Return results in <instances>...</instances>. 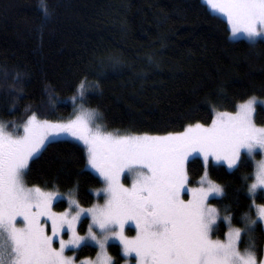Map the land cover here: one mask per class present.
<instances>
[{"label": "trees", "instance_id": "obj_1", "mask_svg": "<svg viewBox=\"0 0 264 264\" xmlns=\"http://www.w3.org/2000/svg\"><path fill=\"white\" fill-rule=\"evenodd\" d=\"M45 2L47 15L41 0H0V121L11 127L33 113L51 120L68 117L81 102L97 110L107 130L160 135L197 121L209 124L216 111H235L251 96L264 98V39L233 38L227 20L203 0ZM254 119L264 125L263 104H256ZM241 159L242 166L233 169L211 162L208 175L225 188L211 202L222 217L234 216L232 226L243 228L244 213L256 216L253 200L262 204L264 198L261 190L254 199L249 195L254 163L246 153ZM190 160V184L198 185L202 158ZM30 165L29 186L74 192L82 206L92 205L103 186L87 167L84 146L71 139L47 142ZM65 206V200L55 205ZM88 222L83 220L81 231ZM227 228L220 219L217 236ZM249 246L261 259L259 221L251 236L242 234L239 247ZM96 251L84 244L76 257ZM108 251L116 264L124 261L118 243H109Z\"/></svg>", "mask_w": 264, "mask_h": 264}, {"label": "snow or ice", "instance_id": "obj_2", "mask_svg": "<svg viewBox=\"0 0 264 264\" xmlns=\"http://www.w3.org/2000/svg\"><path fill=\"white\" fill-rule=\"evenodd\" d=\"M205 2L226 16L233 35L242 32L253 40L264 38V0ZM41 9L48 14L45 0ZM83 87L82 81L81 99ZM256 99L249 97L234 112L216 111L210 124L197 121L182 132L164 135L106 131L105 125L96 123L97 110L83 107L67 122L41 121L33 113L22 134L0 123V264H78L75 252L66 255V249L89 239L101 252L97 260L86 259L83 264H116L106 250L112 238L120 241L126 255L135 254L134 264H264L254 246L239 247L242 234L251 236L256 231L257 219L250 211L243 215V228L233 227L231 213L221 217L220 210L208 203L210 196L225 194L224 186L209 178L210 157L239 168L241 149L248 155L257 148L264 150V126L254 119ZM59 133H69L86 146L87 165L105 182L102 205L85 209L72 200L74 209L58 213L53 210L56 192L26 183L30 161L39 158L51 134ZM193 154L203 158L204 173L198 186L188 187ZM122 177L131 178V185ZM258 186H264V162L248 186L252 197ZM260 196L264 198V189ZM256 209V217L264 221V203ZM82 214L91 215L83 236L76 227ZM221 218L229 230L225 239H214ZM130 221L136 231L132 237L124 232Z\"/></svg>", "mask_w": 264, "mask_h": 264}, {"label": "rangeland", "instance_id": "obj_3", "mask_svg": "<svg viewBox=\"0 0 264 264\" xmlns=\"http://www.w3.org/2000/svg\"><path fill=\"white\" fill-rule=\"evenodd\" d=\"M204 2H205V0H203ZM206 3V2H205ZM208 6V5H207ZM209 8H210V10L213 12V13H215V14H217V15H219V16H221V17H223L224 19H226L227 20V18H226V16H224L223 14H221V13H219L218 11H215V10H213V9H211V7L210 6H208ZM229 28H230V32H231V26L229 25ZM231 36L233 37V38H245V39H247V40H250V41H256V40H258V39H264V38H261V37H257V38H255V40H253L252 38H250V37H248L246 34H244V33H237V34H235V35H233L232 34V32H231ZM73 100H75V99H73ZM257 103H261V104H263L264 105V98L262 99V98H257L256 99V104ZM84 108V109H91V108H88V107H85L84 105H82V103L81 102H75V109H74V112L70 115V116H68V117H65V118H62V119H58V120H51V119H45V118H42V117H40V116H38L37 114V118L39 119V120H41V121H43V120H49V121H52V122H67L68 120H71V119H74L75 118V116L81 111V108ZM237 110V109H236ZM235 110V111H236ZM229 112H234V111H229ZM254 115H255V113H254ZM28 120V119H27ZM27 120L26 121H24L22 124H20L19 126H14V127H11L10 126V124H8V122H4V121H0V123H3L4 125H5V127L7 128V130H9V131H18L19 133H21L22 134V132H23V125H24V123H26L27 122ZM96 123H100L101 124V122L99 121V119L97 118V120H96ZM210 124V123H209ZM258 126H264V125H258ZM106 131H113V130H107V129H105ZM114 132H118L119 134H130V133H127V132H120V131H114ZM182 132V131H181ZM133 134H141V133H133ZM150 135H153V134H150ZM160 135H164V134H160ZM60 138H64V139H71V140H74V141H77V142H79V143H81L83 146H84V148H85V152H86V158H87V148H86V146L83 144V142L82 141H80L77 137H73V136H71V134H69V133H59V134H51L50 136H49V139L48 140H46V142H45V144L47 143V142H49V141H51V140H55V139H60ZM242 153H246L247 154V150L246 149H241V154ZM248 155V154H247ZM196 156V154H193V157H195ZM251 159H252V161H253V163H254V179H253V181L251 182V183H253L255 180H256V176H257V172H258V170H259V165H260V163L261 162H264V150H261L260 148H257V149H255V151H254V153L252 154V155H248ZM190 158H192V157H190ZM202 158V157H201ZM203 159V158H202ZM210 159V161L211 162H213V163H222V164H225L227 167H228V165H227V162L226 161H224V160H220V161H216L213 157H210L209 158ZM87 167L94 173V174H96L97 176H99L102 180H103V186H102V188L100 189L101 191L100 192H96V195H97V199H96V201L92 204V205H89V206H82V205H80L81 207H83V208H85V209H87V208H91L92 206H94V205H98V204H100V205H102L104 202H105V193L103 192V188L105 187V182H104V179H103V177L99 174V172L96 170V169H94V168H92L90 165H87ZM229 168V167H228ZM233 168H235V167H233ZM233 168H230V169H233ZM122 182H124L125 184H127V185H131V178H129V179H127V180H124L123 179V177H122ZM196 186H198V185H191V184H189L188 185V187H196ZM262 189H264V186H258V188H257V193H258V191L259 190H262ZM46 191H54V192H56L58 195L56 196V198H54V200H53V210L54 211H56V212H64L66 209H74L75 208V205L74 204H71V201L72 200H77V197H76V195H75V193L74 192H61V191H57V190H50V189H45ZM99 195H102L103 197H102V200H99L98 199V196ZM190 195V194H189ZM249 195L252 197V195L249 193ZM220 197V196H219ZM185 199H188L189 197L188 196H186V197H184ZM212 198H215V197H212V196H210L209 197V200H208V203L209 204H211V205H213V206H215L212 202H211V199ZM253 199H254V197H252ZM62 200H65L66 201V206L64 207V208H61V209H57L56 207H55V205L57 204V203H59L60 201H62ZM78 201V200H77ZM260 203H257L256 201H254V203H253V206H254V209H255V213H256V211H257V209H256V205H259ZM216 207V206H215ZM222 217V216H221ZM85 218H87L88 220H89V222L87 223V225H86V227H85V230L84 231H81L80 230V226H81V224H82V222H83V220L85 219ZM255 218L257 219V221H259V222H261L262 223V225H263V227H264V221H261L258 217H256L255 216ZM222 219V218H221ZM18 220H19V218H18ZM219 221L220 220H218L217 221V225H218V223H219ZM91 223V215L90 214H87V215H85V214H82L81 215V218H80V221L77 223V231L80 233V235H85L86 234V232H87V229H88V225ZM233 227H235V226H233ZM129 230H131V232H129ZM228 230H229V226H228V228L226 229V231H225V233H224V236L222 237V238H219V236H217V234H216V232H215V234H214V236H213V238L214 239H225L226 238V233L228 232ZM214 231H216V229L214 230ZM124 232H125V235L126 236H129V237H132V236H135L136 235V231H135V224L133 223V222H128L126 225H125V229H124ZM65 239H67L68 238V236H65L64 237ZM111 242H114V243H118L120 246H121V248H122V250H123V246H122V244L120 243V241L118 240V239H115V238H112V239H110L109 241H108V244L109 243H111ZM92 244V245H94V246H96V248H97V251H96V253H95V255L94 256H85V257H82V258H77L76 257V250L77 249H79L81 246H83L84 244ZM108 244H107V246H106V250H107V252H108V254H109V251H108ZM56 246L58 247L59 246V243H58V241L56 242ZM80 247H76V248H72V249H66V255H73V252H75V259L78 261V264H83V262L86 260V259H91V260H93V261H95V260H97V254L98 253H100L101 252V249H100V247H99V245L98 244H96V242L95 241H92V240H88L86 243H83L82 245H81ZM123 254H124V257H125V259H124V261L121 263V264H126V262H127V264H134V258H135V254L133 253L131 256H128V255H126L124 252H123ZM110 255V254H109ZM259 259V258H258ZM261 259H264V254H263V256H262V258Z\"/></svg>", "mask_w": 264, "mask_h": 264}]
</instances>
